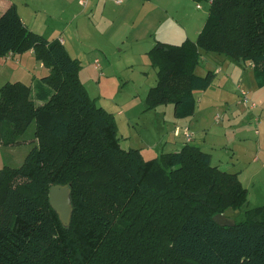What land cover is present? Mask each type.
I'll return each mask as SVG.
<instances>
[{"label": "trees", "instance_id": "16d2710c", "mask_svg": "<svg viewBox=\"0 0 264 264\" xmlns=\"http://www.w3.org/2000/svg\"><path fill=\"white\" fill-rule=\"evenodd\" d=\"M209 2L195 40L157 42L146 53L157 74L146 109L172 103L177 118L193 113V92L215 76L195 72L202 52L250 61L264 86V0ZM30 49L49 71L32 85L0 87V143L32 123L37 129L22 164L0 169V264H142L115 252L143 240L148 264H264V206L232 226L212 219L247 202L238 173L193 144L150 159L123 148L113 114L79 78L80 60L60 40L29 30L11 3L0 14V58ZM52 184L71 187L67 227L49 205Z\"/></svg>", "mask_w": 264, "mask_h": 264}, {"label": "rangeland", "instance_id": "374dc122", "mask_svg": "<svg viewBox=\"0 0 264 264\" xmlns=\"http://www.w3.org/2000/svg\"><path fill=\"white\" fill-rule=\"evenodd\" d=\"M16 1L22 3L24 0ZM55 1L56 5L49 6L39 3L38 0H28L33 7L48 10L51 15L49 17L52 23L47 28V32L51 34V31L57 37L62 36L68 48L72 44L71 53L78 54L77 58L81 62L79 78L85 86L88 96L93 98L98 106H102L103 109L113 114L121 146L123 148L135 146L134 144L138 142L152 141L153 136L157 138V130L160 129H157V121L154 116L160 117L161 112L158 110L153 112L152 108L146 109L145 106L146 92L155 84L157 78L156 69L150 65L147 54L143 53L149 48V41L134 42L131 30L134 28L127 24L123 27V22H119L117 18H113L115 21L110 22V32L115 30L117 35L113 36V39L97 40L95 34L109 28V24L101 20V4L94 14L89 11L88 7L84 8L78 5L77 0ZM65 1L72 2V12L69 14L63 12L62 18H60ZM106 1L115 3L114 0ZM164 4L166 5L163 6L168 8L175 17H178V20L180 18L187 20L192 16L195 18L198 16L203 19L204 23L208 15L209 0H167ZM107 32L109 33V30ZM97 44H100L103 49L97 47ZM94 57L100 60L101 72L94 69ZM199 62V65L202 64ZM198 64L196 68L199 66ZM198 72L203 73L200 68H198ZM17 76L19 73H14L10 80L23 78ZM6 80L9 78L2 82ZM39 103L37 102V104ZM118 111H124V114L119 115ZM255 112L260 114L259 109ZM262 112L264 113V110ZM249 119L250 117L242 121V124L250 131L249 142L237 144L235 141L224 147V144H227L223 143L225 140L222 135L224 128L227 127L225 121L219 125L221 126V148L217 147L212 153L213 165L218 164L219 168L228 172L242 173L240 181L249 192L247 202L241 208L227 207L225 209L224 214L234 221L243 219L245 210L257 205H264V116L258 125L254 123L253 119L250 124ZM236 124L237 129L240 130V121L236 120ZM210 125L207 126L209 130ZM232 125L229 130L235 135L234 139H237L240 132ZM36 130V125L32 123L25 133L12 136L10 144L0 143V169L5 165L14 168L22 164L24 157L34 145L32 140ZM255 131L261 134L257 135ZM8 137L10 138V136ZM152 152H149L145 147L143 158L148 159L153 154H155L154 157L160 154V151L153 150ZM255 154L258 157L257 160L252 158ZM217 191H220L218 186L212 192L213 196H218ZM123 248L115 254L128 257V252L131 261L136 262L139 259L142 264H148L146 255L150 252L151 246L144 240L142 242L134 241L129 247L123 245ZM123 264H128V262ZM181 264L185 263L181 262Z\"/></svg>", "mask_w": 264, "mask_h": 264}, {"label": "crops", "instance_id": "0c3cea01", "mask_svg": "<svg viewBox=\"0 0 264 264\" xmlns=\"http://www.w3.org/2000/svg\"><path fill=\"white\" fill-rule=\"evenodd\" d=\"M38 2L49 6L56 5L55 0H38ZM166 2L167 0H121L120 2L111 3L106 0H90L87 7L90 12L95 14L98 11V6L101 4V20L102 22L109 24V28H107L106 31L96 34L94 33L97 40H106L108 38L113 39V36L117 35L115 30L110 32V22H114L115 20H113V18H117L119 22H123V27L127 24L135 29H131L133 31L134 42L143 40L149 41V48H146L147 50L143 52L147 53L157 42L180 44L186 38L195 40L203 27V19L198 16H196V18L195 16H192L187 20L181 18L178 20V17H175L168 8L163 6L166 5L164 4ZM11 3L16 4L17 11L24 25L29 30L42 34L48 40H60L72 57H79L78 54L71 53L72 44L68 48L62 36L57 37L54 36L51 31V34L47 32V28L50 27L52 23V20L49 17L51 15H49L48 10L35 8L30 5L28 0H24L22 3H19L16 0H0V14ZM63 4L64 7L60 18H62L63 12L68 14L72 12V2L65 1ZM107 30H109V33ZM193 34L194 36H192ZM97 47L103 49L100 44H97ZM77 59L80 60L79 58ZM95 60H98L99 63L100 60L97 57L93 58L94 69L97 70L98 68L96 67ZM199 61L202 62V64L199 62L200 65L198 64L199 66L195 68L197 74L204 75L210 70L215 76L211 85L207 89L195 90L193 92L195 98V108L193 113L186 117L177 118L172 103L156 106L153 108V112H156L157 110L158 112H161L160 117L156 118L154 116V119L157 121V129H160L157 130V138L156 136H153L152 141H148L147 143H144L143 141V143L138 142L137 144H134L135 146L125 147L126 149H139L143 156V149L145 147L151 153H153V150L165 153L178 151L185 144H193L209 153L212 162L213 151H215L217 147L221 148V126L219 125L225 121L227 127L224 128L222 135L225 140L223 143L227 144H224V147H227L235 141L237 144H246L249 142L250 131H248L246 126L242 124V121L250 117V124L253 119L254 123L258 125L261 123L262 116H264V113L262 112V110H264V86L258 85L251 62L236 61L222 54L205 52L200 54ZM100 67L102 69L101 64ZM198 68L202 69L203 73L198 72ZM48 71V68L44 67L40 61L35 59L32 49L21 54H10L0 58V82L2 85L6 82L12 81H20L32 85L35 78L46 74ZM14 73H19V76L17 77H23L21 78L23 80L20 78L10 80ZM8 78L9 80L2 82L4 79ZM241 89L244 90L248 97L256 103L254 109H250L248 105L241 102ZM258 109L260 110V114L255 112ZM123 112L124 111H118L117 113L123 115ZM217 114L222 116V119L219 121H215V116ZM236 120L240 121V130L237 129L238 126ZM231 124H233L232 126H235V129L240 132L237 139H234L235 135L229 130ZM208 125H210V130L207 129ZM177 128L181 130L178 135L175 134ZM184 128H187L192 136V140L189 142L186 141L185 136L183 135L182 131ZM207 130L209 131L207 132ZM255 133L257 135L261 134L258 131H255ZM154 156L155 154H153L151 158ZM252 158L253 160L258 159L256 154ZM214 165L219 166L218 164ZM237 173L240 180L242 173Z\"/></svg>", "mask_w": 264, "mask_h": 264}, {"label": "water", "instance_id": "95a60500", "mask_svg": "<svg viewBox=\"0 0 264 264\" xmlns=\"http://www.w3.org/2000/svg\"><path fill=\"white\" fill-rule=\"evenodd\" d=\"M48 202L50 207L58 215L63 226L70 224L73 211L71 203V187L69 184H52L48 189ZM220 226H232L235 221L223 213H217L212 217Z\"/></svg>", "mask_w": 264, "mask_h": 264}, {"label": "built area", "instance_id": "2783aa9c", "mask_svg": "<svg viewBox=\"0 0 264 264\" xmlns=\"http://www.w3.org/2000/svg\"><path fill=\"white\" fill-rule=\"evenodd\" d=\"M116 1L119 2L120 0H116ZM209 1H210V0H209ZM88 2H89V0H78L79 5H81L82 7H86L87 4H88ZM209 3H210V2H209ZM95 64H96V67L100 70L101 67H100V63H99L98 60H95ZM251 65L253 66V63H251ZM240 100H241V102H242L243 104L248 105V107H249L250 109H254V108L256 107V103H255L253 100H251V99L248 97L247 93H246L244 90H242V89L240 90ZM221 119H222V116H221V115L217 114V115L215 116V121H219V120H221ZM180 132H181V130H180L179 128H177V129L175 130V134H176V135L180 134ZM182 132H183V135L185 136V139H186L187 142H189V141L192 140V136H191V134L189 133V131H188L187 128H184V130H183Z\"/></svg>", "mask_w": 264, "mask_h": 264}]
</instances>
